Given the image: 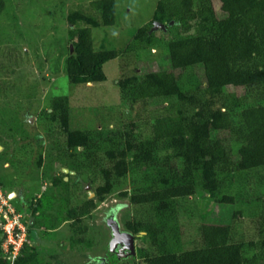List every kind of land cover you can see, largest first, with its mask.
Masks as SVG:
<instances>
[{
	"label": "rangeland",
	"instance_id": "374dc122",
	"mask_svg": "<svg viewBox=\"0 0 264 264\" xmlns=\"http://www.w3.org/2000/svg\"><path fill=\"white\" fill-rule=\"evenodd\" d=\"M90 1L93 0H0V185L3 194L7 197L14 192L8 199L24 215L30 213L28 203L45 193L42 201L46 203L51 197L49 193L66 194L68 208L80 205L87 198H94L95 203L81 221L74 224L62 221L54 229L43 223L32 227L34 221L29 216L27 226L32 227L29 244L32 250L43 264H142L146 254L222 243V240L208 239L214 227L224 226L229 229L227 241L241 243L245 255L257 254L259 257L254 263H263L264 166L220 173L222 186L217 195L197 185L196 195L180 198L160 213L156 203L133 204L121 194L123 191L130 194L142 187L139 170H132L131 166L140 160V155L130 150L127 155L130 170L113 180L109 192L95 197L96 186L104 181L100 169L108 164L102 153L123 147L125 132L130 128L140 134V141L135 144L150 140L152 122L157 117L175 114L180 105L159 97L134 101L131 105H123L120 100L118 81L171 68L166 45L142 48L133 39L136 30L152 19L159 0H114L115 23L91 26L90 30L96 49L115 50L117 56L103 65L101 81L70 82L65 65L74 53L69 34L74 25L68 23L66 16L74 10L95 15ZM214 6L218 10V3ZM166 27L155 21L150 31L165 32ZM180 79L182 90H194L201 84L202 70L189 67ZM58 96L65 98L68 107L69 130L78 129L90 137V156L95 154L94 150L102 152L98 160L100 167L95 166V159L78 157L80 164L91 162L86 163L88 169L79 165L77 172L69 171L63 127L58 119L51 118V104ZM199 97L203 100V96ZM262 104L264 84L227 87L219 101L228 122L235 125H240L239 112L243 108ZM230 134L226 130L212 131V135L229 140L235 157L241 142ZM164 147L165 141L159 142L162 154L166 151ZM68 172L67 191L51 185L56 176ZM224 194L233 196V203H222ZM56 203L45 208L48 220L57 213ZM146 222L157 227L159 235L155 243L142 229ZM114 224L120 232L133 236V253L128 249L121 253L122 244H112ZM251 242L252 247L248 246Z\"/></svg>",
	"mask_w": 264,
	"mask_h": 264
},
{
	"label": "trees",
	"instance_id": "16d2710c",
	"mask_svg": "<svg viewBox=\"0 0 264 264\" xmlns=\"http://www.w3.org/2000/svg\"><path fill=\"white\" fill-rule=\"evenodd\" d=\"M214 3H218V10ZM89 4L95 15L74 10L66 16L68 23L74 25L69 30L74 53L67 58L65 69L74 84L101 81L103 65L118 54L115 50L96 49L90 30L91 26L115 23V1L93 0ZM155 21L166 24V31H150ZM133 39L142 48L166 45L171 68L118 81L121 104L131 105L134 101L159 97L177 101L180 105L175 114L157 117L152 122L150 140L135 144L140 141V134L130 128L125 132L123 147L103 153L94 150L95 154L90 156V137L78 129L68 128L65 98L55 97L51 104L52 120L58 119L63 127L69 151L65 162L69 171L77 172L79 165L88 169L86 163L89 165L94 159L97 160L95 166L100 167L101 153L108 160L107 167L100 169L104 181L96 186L95 197L109 192L113 180L125 176L130 170L127 163L130 150H136L140 155V160L131 166L132 170H139L142 187L133 193L123 191L121 194L133 204L156 203L160 213L178 199L196 195L197 185L205 192L217 195L222 186L220 173L264 166V104L243 108L239 112L240 125L229 123L219 105L227 87L264 84V0H159L152 19L136 30ZM189 67H199L202 80L194 90L184 91L179 86L180 77ZM214 130H226L241 142L235 157L229 140L212 135ZM161 141H165L163 154L159 148ZM79 147L81 151L77 150ZM78 157L90 161L82 163L83 166ZM64 176L69 179L65 181ZM69 181L70 173H63L61 177L56 176L51 185L67 191ZM45 194L28 203L30 213L25 215V220L27 222L32 216L34 228L43 223L54 229L66 220L77 223L95 206L94 198H87L80 205L65 207L68 200L61 191L49 193L51 197L46 203L42 201ZM55 201L57 213L48 220L45 208L51 207ZM233 201L231 195L221 196L222 203L231 204ZM32 227L28 228L30 237ZM142 229L153 243L157 241L159 233L154 224L146 222ZM228 230L224 226L212 229V238L208 241L218 239L222 243H206L179 252L146 254L142 264H253L259 255H245L241 243L227 241ZM248 246L252 247L254 243ZM0 264H9L1 246ZM13 264H43V261L31 245H25Z\"/></svg>",
	"mask_w": 264,
	"mask_h": 264
},
{
	"label": "built area",
	"instance_id": "2783aa9c",
	"mask_svg": "<svg viewBox=\"0 0 264 264\" xmlns=\"http://www.w3.org/2000/svg\"><path fill=\"white\" fill-rule=\"evenodd\" d=\"M0 185V239L1 250L9 264H13L20 250L30 244L25 215L10 203Z\"/></svg>",
	"mask_w": 264,
	"mask_h": 264
},
{
	"label": "water",
	"instance_id": "95a60500",
	"mask_svg": "<svg viewBox=\"0 0 264 264\" xmlns=\"http://www.w3.org/2000/svg\"><path fill=\"white\" fill-rule=\"evenodd\" d=\"M14 195H15L14 192H11L8 194V197L11 198ZM112 230L114 233V239L112 244L113 245L122 244V248H120L119 252L124 253V250L128 249L131 253H133L134 252L133 236L124 232H120L116 224L112 226Z\"/></svg>",
	"mask_w": 264,
	"mask_h": 264
}]
</instances>
